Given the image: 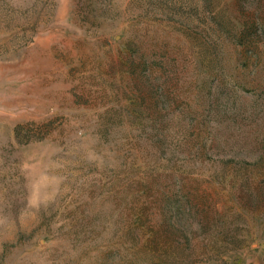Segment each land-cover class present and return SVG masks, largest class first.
Segmentation results:
<instances>
[{"label":"rangeland","instance_id":"374dc122","mask_svg":"<svg viewBox=\"0 0 264 264\" xmlns=\"http://www.w3.org/2000/svg\"><path fill=\"white\" fill-rule=\"evenodd\" d=\"M0 264H264V0H0Z\"/></svg>","mask_w":264,"mask_h":264}]
</instances>
